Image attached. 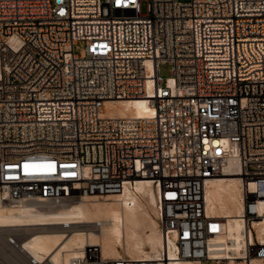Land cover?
<instances>
[{
    "label": "built area",
    "instance_id": "obj_1",
    "mask_svg": "<svg viewBox=\"0 0 264 264\" xmlns=\"http://www.w3.org/2000/svg\"><path fill=\"white\" fill-rule=\"evenodd\" d=\"M140 1L0 0V203L103 196L150 179L174 260L264 261L253 225L264 198V0H147L146 13ZM136 98L152 112L102 115L105 101ZM230 163L255 186L243 192V254L225 257L213 243L225 218L206 212L205 187ZM94 260L173 259L163 248L150 261L103 258L92 246L81 262Z\"/></svg>",
    "mask_w": 264,
    "mask_h": 264
},
{
    "label": "bare ground",
    "instance_id": "obj_2",
    "mask_svg": "<svg viewBox=\"0 0 264 264\" xmlns=\"http://www.w3.org/2000/svg\"><path fill=\"white\" fill-rule=\"evenodd\" d=\"M147 102L146 98L108 100L104 102L106 109H103L102 115L146 116L152 112ZM25 165L47 164L25 163L23 171L51 170L26 168ZM206 183V212L225 218L224 233L213 241L216 249H222L217 253L225 257L243 254L242 249L247 243L241 217L243 192L252 190L255 184L250 182L247 185L242 181L234 163ZM39 200L20 205L0 203V227L37 226L27 236L8 239L31 258V263L85 264L81 260L89 248L98 246L103 258L124 256L122 252H126L135 261H150L156 259L163 248L173 259L170 264H195L191 260H174L175 244H166L162 238L156 217L153 216V212L156 213V193L150 179H136L134 183L124 184L119 193L85 195L59 205H49L47 201ZM256 209L262 217L253 225L258 237H261L264 233V198L258 200ZM84 223H92L93 228L83 227ZM54 225H61V229ZM92 264H96L95 260ZM251 264H264V261L252 257Z\"/></svg>",
    "mask_w": 264,
    "mask_h": 264
},
{
    "label": "rangeland",
    "instance_id": "obj_3",
    "mask_svg": "<svg viewBox=\"0 0 264 264\" xmlns=\"http://www.w3.org/2000/svg\"><path fill=\"white\" fill-rule=\"evenodd\" d=\"M146 10H147V0H141L140 1L141 13H146ZM81 48H82V43H79L75 48L76 52L78 53ZM159 73L163 79L171 76L170 65L167 63H162L160 65V68H159ZM71 201H73V200H67L66 202L69 203ZM62 202H65V201H47L46 204L59 205ZM155 214L156 213L153 212L154 218H155ZM87 224H88V226H86ZM82 225H83V227L93 228L92 223H86V225L84 223ZM54 226H56V228H58V229H61V225L60 226L54 225ZM36 227L37 226H30V227H25V228L24 227H20V228L18 227V228H14V229H11V228L9 229L6 227H0V264H34V263H31V260H30L31 258H29L27 254L19 251L17 246L14 245L13 243H11L8 239H10L12 237H16L15 239H19V237L22 238L24 236H27L30 234L29 232L32 230H35ZM14 232H16L17 234ZM122 253H121L122 255H127L126 252H122ZM127 256H129V255H127ZM41 264H50V263L45 261L44 263H41Z\"/></svg>",
    "mask_w": 264,
    "mask_h": 264
},
{
    "label": "snow or ice",
    "instance_id": "obj_4",
    "mask_svg": "<svg viewBox=\"0 0 264 264\" xmlns=\"http://www.w3.org/2000/svg\"><path fill=\"white\" fill-rule=\"evenodd\" d=\"M26 168L28 167H39V168H48L51 169L53 168V165L47 164V165H25Z\"/></svg>",
    "mask_w": 264,
    "mask_h": 264
}]
</instances>
